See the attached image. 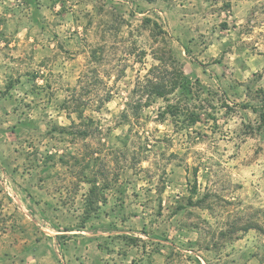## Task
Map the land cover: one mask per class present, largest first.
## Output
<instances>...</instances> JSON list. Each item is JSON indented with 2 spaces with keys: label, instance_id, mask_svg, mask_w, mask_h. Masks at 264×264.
<instances>
[{
  "label": "rangeland",
  "instance_id": "374dc122",
  "mask_svg": "<svg viewBox=\"0 0 264 264\" xmlns=\"http://www.w3.org/2000/svg\"><path fill=\"white\" fill-rule=\"evenodd\" d=\"M0 264H264V0H0Z\"/></svg>",
  "mask_w": 264,
  "mask_h": 264
},
{
  "label": "trees",
  "instance_id": "16d2710c",
  "mask_svg": "<svg viewBox=\"0 0 264 264\" xmlns=\"http://www.w3.org/2000/svg\"><path fill=\"white\" fill-rule=\"evenodd\" d=\"M144 1L151 3L155 0ZM167 53H164V58L166 57V59H158L160 64H162L160 66L152 67L144 77V80H140L137 83L136 89L133 93L136 96L138 95V100H135L132 105L127 106L128 111L124 113V119L131 114V111L133 110L132 106H136V103L137 106L135 108L137 110V107H147L150 103H152V100L165 99L166 97L172 95L175 91H180V94L190 93L191 83L184 76L180 66L177 65L170 52L167 51ZM164 65H166L167 68L169 66V68L162 69V66ZM143 99H145V103L143 105H139L141 104L139 103L140 100ZM109 101L110 97L108 95L103 100V103H107ZM195 122V119L191 120V124H194ZM248 229L249 228H246L245 231Z\"/></svg>",
  "mask_w": 264,
  "mask_h": 264
}]
</instances>
